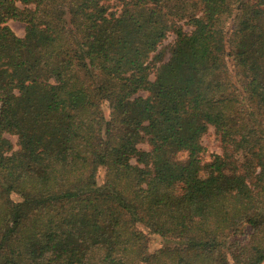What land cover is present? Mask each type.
Listing matches in <instances>:
<instances>
[{
	"label": "trees",
	"instance_id": "trees-1",
	"mask_svg": "<svg viewBox=\"0 0 264 264\" xmlns=\"http://www.w3.org/2000/svg\"><path fill=\"white\" fill-rule=\"evenodd\" d=\"M226 247L264 264V0H0V264H224Z\"/></svg>",
	"mask_w": 264,
	"mask_h": 264
},
{
	"label": "rangeland",
	"instance_id": "rangeland-1",
	"mask_svg": "<svg viewBox=\"0 0 264 264\" xmlns=\"http://www.w3.org/2000/svg\"><path fill=\"white\" fill-rule=\"evenodd\" d=\"M242 2L245 3H253L256 0H240ZM238 4L235 3L234 6L231 5L229 7V15H230V28L233 26V16H234V12H235V7ZM62 16H63V20L64 23L66 25V28L68 30V32L70 34H73L74 29L71 25V18H70V14H69V10L67 7H63L62 9ZM8 25L11 27V29L15 32L16 35H18L19 37H24L25 35V24L21 23L19 21H15V20H10L8 22ZM185 30L186 31H190L191 27L186 25L185 26ZM175 41V35L173 34H169L168 38L165 40L164 44L165 45H169V44H173V42ZM154 75L151 76L152 79H154ZM139 95L141 96H147V92H140ZM8 138H10L13 143L16 144L17 142V137L15 136H11V135H7ZM202 143L206 148V158L204 160L205 163H208L211 158H212V154L214 153H222V150L219 146V141L215 135V131L213 127H210L209 131L207 132V134L202 138ZM138 148L148 151L150 150L149 145L147 144L146 141H143L141 143L138 144ZM185 157V154H179L178 158L179 159H183ZM132 163L136 164V159L133 158L132 159ZM103 170L100 172L99 174V182H102L103 179ZM183 185L180 183H175L172 186V191L177 193V194H181L183 192ZM15 200H18L17 197L14 198ZM195 223H199V220H196ZM147 234H149V232H146ZM149 247H150V251L153 252L156 249L162 247L166 242L164 241V239L162 237H160L159 235H155V234H149ZM234 253L232 250H230L228 247L222 249L219 253V260L224 263V264H234Z\"/></svg>",
	"mask_w": 264,
	"mask_h": 264
}]
</instances>
